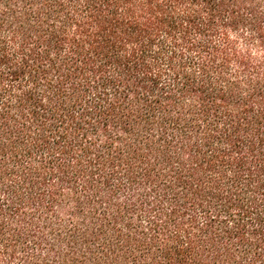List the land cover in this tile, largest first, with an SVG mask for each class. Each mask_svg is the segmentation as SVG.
Instances as JSON below:
<instances>
[{"label": "trees", "instance_id": "16d2710c", "mask_svg": "<svg viewBox=\"0 0 264 264\" xmlns=\"http://www.w3.org/2000/svg\"><path fill=\"white\" fill-rule=\"evenodd\" d=\"M0 264H264V0H0Z\"/></svg>", "mask_w": 264, "mask_h": 264}]
</instances>
